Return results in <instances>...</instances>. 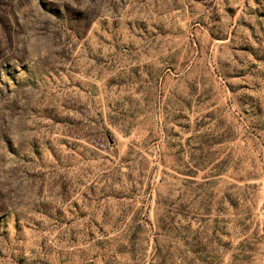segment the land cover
Instances as JSON below:
<instances>
[{"label":"rangeland","instance_id":"obj_1","mask_svg":"<svg viewBox=\"0 0 264 264\" xmlns=\"http://www.w3.org/2000/svg\"><path fill=\"white\" fill-rule=\"evenodd\" d=\"M264 264V0H0V264Z\"/></svg>","mask_w":264,"mask_h":264},{"label":"trees","instance_id":"obj_2","mask_svg":"<svg viewBox=\"0 0 264 264\" xmlns=\"http://www.w3.org/2000/svg\"><path fill=\"white\" fill-rule=\"evenodd\" d=\"M146 218H144V221ZM145 222H141V220H131L130 228L133 230V233L130 237L122 242L118 246L117 250H120L121 253L129 254V260L133 264H139L142 262L143 257V228ZM171 244H168L165 248H157L154 246V257L157 259L159 264H175V254L174 251L171 250Z\"/></svg>","mask_w":264,"mask_h":264}]
</instances>
